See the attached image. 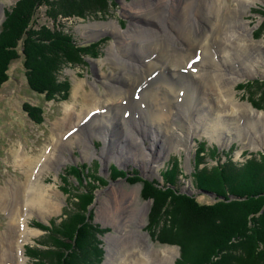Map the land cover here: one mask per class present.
Here are the masks:
<instances>
[{
  "label": "rangeland",
  "instance_id": "374dc122",
  "mask_svg": "<svg viewBox=\"0 0 264 264\" xmlns=\"http://www.w3.org/2000/svg\"><path fill=\"white\" fill-rule=\"evenodd\" d=\"M18 1L0 0V28L5 21L6 12L12 10ZM149 1L151 0H104L103 12L90 14L86 11L83 15H79L75 9L72 11L74 15H70L71 12H69L57 21L51 19V10L61 9L59 5L65 7L62 1L49 0V8L45 5L39 9L38 26H47L52 29L58 26L60 30L71 36L76 44L90 46L98 42V46L90 47L87 54L81 55L76 64H69L61 57L58 59L57 77L63 90L60 89V94L54 99L48 101L45 97L31 91L27 71L21 58L11 65L9 81L0 89V253L3 247L9 245L10 235L7 234L11 232V227H17L18 219L21 220H18L21 228L28 226L26 231L31 232V237L23 235V238L19 240L21 243L23 242L21 240L26 239L22 249L18 247V250L11 252V255L14 254L16 258L13 264H38L28 255L27 248H37L38 242L43 239L44 242H52L50 235L38 225L50 228L54 222L60 227L67 220V215H72L79 210L78 195L86 190L93 194L94 201L87 210L90 211L88 214L91 216L92 225L100 231V234H97L95 246H98L102 252L101 258L93 252L91 258L96 261L89 264H133L138 260V251L144 254L168 251L169 253L164 254L162 258L169 256L171 259L168 264H177L181 258V247L163 243L151 234L149 227L150 217L155 209L154 201L145 198L143 183H133L129 179L136 178L138 175L142 180H157L163 184L162 174L165 169L177 163L182 171L179 170V176L182 174L179 179L180 191L197 198L202 203L211 204L216 201L217 196L205 194L194 187L192 176L198 170L210 172L213 168L229 161L241 169L249 160H261L264 154V46L255 53L258 58L257 65L252 69L255 72L241 78L233 92L238 105H250L260 115L247 111L240 112L237 107L232 106L231 101L225 98L229 115L220 116L218 119L219 113L214 105L206 101V97L201 99L205 95L195 90L198 80L193 82L191 77L193 74L197 76L201 69L196 68L194 64V68L183 73V79L179 78L180 75L177 76L180 71L176 70L177 73L175 70L165 69L157 71L154 75L155 79L152 80L157 84L170 80L175 82L178 89L183 88V92L186 91L185 97L179 92L183 99L180 105H177V109L175 108L174 124L170 123L175 130L173 134L165 133L164 125L163 128L162 125L157 127L152 124L154 123L151 121L153 110L150 111L149 106L140 101L143 90L131 99L126 98L127 101H120L119 108L111 111L108 123L104 119V111L100 110L101 108L92 109L93 111L89 114L85 112L88 114L85 116L86 114L83 113L85 108L82 106L84 102L82 96L85 93L89 92L98 98H103L110 90L108 83L122 84V80L118 81L123 75L121 64L128 67L139 66L141 62L145 65L150 58L153 60L152 55L149 54L150 58L144 63V60H140L138 51L133 50L136 53H132L131 49L127 50V47L119 46L121 37L113 30L107 31L104 28L105 25L115 24L114 26L119 27L122 33L129 31L136 22L151 28L158 23L156 20L137 17L139 14L137 11H134L132 15L128 14L132 7L146 5ZM233 1L228 2L233 4ZM181 7L183 9V6ZM263 11L264 0H256L243 14V19L253 30V39L259 43L264 42ZM64 12L62 10L63 14ZM206 26L203 27L205 30L210 28ZM166 39L177 53L185 55L188 43L183 42V47L180 48L181 43H178L177 39L173 42V38L168 35ZM210 42L212 40L197 44L200 46L205 43L206 49L209 50L208 55L206 54L209 64L205 65L206 70L201 73L204 76L199 78V81L201 83L204 81L205 84L213 83L212 79L207 78V74H210L208 70L216 59L214 56H221V45L213 42L209 45ZM114 46H117V50L121 53V56L117 58L111 56L110 50ZM200 55L199 51L196 54L197 57L195 56V59H198L197 66L202 63ZM110 56L116 60H111ZM236 67L240 69L238 64ZM217 81L219 85L222 84L220 80L217 79ZM225 82L228 84V80ZM149 84L145 85L144 90L151 88V83ZM78 85L82 86L80 94L76 92ZM122 86L127 89L124 83ZM228 86L230 88L231 85ZM189 101H194V108ZM139 103L142 104L141 109H136ZM68 108L71 111V119L65 120ZM26 110L29 112L31 110L32 115L29 116ZM178 111L180 114L176 115ZM245 112L247 113L244 114ZM215 118L219 120L220 127L223 128L219 136L213 137L202 133V129H196L197 122H203L204 124L201 125L207 128V123L211 124ZM59 121L62 125L57 128L56 124ZM137 127L140 128L137 129ZM131 130L138 140L129 139L130 136H134V134L129 135ZM180 137L182 141L180 146L176 145L175 147L178 148H173V142ZM151 145H155L154 149L150 148ZM17 153H19L18 156H16ZM19 156L38 158L42 161L40 167L37 166L34 170L31 181L38 180L39 186L36 192L41 191L45 194L47 207L45 216L37 212L30 213L26 204H22L24 206L22 213V206H15L11 200L12 198L18 200L17 192L24 191L20 184L28 180L30 176L28 171L32 170L26 162L21 163ZM200 158H202L201 162H199ZM71 167L79 168L77 177L71 173ZM113 168L126 172V176L114 175ZM31 188L26 190L25 196L33 195ZM134 190L137 191V197L134 198L133 204L126 205L129 210L125 214L133 210H136L138 214L133 222L125 223L129 233L127 237H124L123 229L106 223L102 212L105 209H114V198L120 197L123 191L130 194ZM5 199L8 201V209ZM16 211L19 212L15 218L13 214ZM25 220L26 222L23 223ZM160 226H163L162 222ZM134 239L140 245L138 251L133 249L131 244ZM11 255L8 254L10 257ZM88 262L86 259L84 264ZM7 264L11 263L7 262Z\"/></svg>",
  "mask_w": 264,
  "mask_h": 264
},
{
  "label": "trees",
  "instance_id": "16d2710c",
  "mask_svg": "<svg viewBox=\"0 0 264 264\" xmlns=\"http://www.w3.org/2000/svg\"><path fill=\"white\" fill-rule=\"evenodd\" d=\"M60 1L66 9L63 5L59 7L66 14L61 9L51 10L54 21L69 12L74 15L75 9L79 15L86 11L97 14L104 9V0ZM49 4V0H19L6 12L0 28V89L9 81L11 65L21 58L31 91L48 101L54 99L62 89L57 77L58 59L76 64L90 47L98 46V42L78 45L58 26L54 29L38 26V11L45 5L49 8ZM26 111L32 115L31 110ZM70 170L77 177L79 168ZM112 170L116 176L127 174L116 168ZM179 170L177 163L165 169L163 184L142 180L137 174L136 178L129 179L143 183L145 198L154 201L151 234L163 243L181 247L177 264H264V154L261 160H249L241 169L229 161L210 172L198 170L192 176L194 187L216 195V201L211 204L180 191ZM86 191L78 195L79 210L67 215L60 227L54 222L50 228L38 225L50 235L52 242L43 239L37 248H27L35 263L84 264L86 259L87 264L95 263L96 259L91 258L93 252L101 258L102 252L95 246L100 231L92 225L87 210L94 201L93 194Z\"/></svg>",
  "mask_w": 264,
  "mask_h": 264
},
{
  "label": "bare ground",
  "instance_id": "6f19581e",
  "mask_svg": "<svg viewBox=\"0 0 264 264\" xmlns=\"http://www.w3.org/2000/svg\"><path fill=\"white\" fill-rule=\"evenodd\" d=\"M228 1L229 0H151L146 3V5L144 4L142 6H138L137 8L132 7V9L128 11V14L130 15L135 13L134 11H137V13H139L137 17L141 16L143 18L156 20L158 23L151 28L144 27V25L136 22V25H132L129 31L121 33L119 27L117 28L114 26L115 24L105 25L104 28H106L107 31L113 30L121 37L119 46L121 45L122 47H127V50L131 49L132 53H136L135 51H138L140 54V60H144V63L147 59L150 58L149 54L152 55L153 60L150 58V61L145 63V65H143L141 62L140 65L138 64L139 66L134 65L128 67L121 64V66L123 67V75L122 77H119L118 81L122 80V84L124 83L127 86V89H125L122 84L118 85L117 82H111L108 83L110 86V90L107 92L106 96H104L103 98L101 97L102 99L98 98L92 93H85V95L82 96L84 99L82 106H84L85 108L83 110V113L86 112L89 114L94 109L96 110L98 108H101L100 110L104 111V119H106V122L108 123L111 111L114 108H119L120 101H127L126 98L129 97V99H131L132 96H135L138 92L143 90L141 93L140 101L142 102V104L144 103L148 105L150 111L151 109L153 110L151 113V121H154V123H151L157 127L160 125H162L161 127H163L164 125L166 128L164 129V132L173 134V132L175 131L172 127V124H174L173 115L175 113V108L177 109V105H180L183 99L181 98L179 92L185 97L186 91L183 92V88L178 89V87L175 86V82L170 80L162 84H157V82L152 80L155 79L154 75L157 71L165 69L180 71V73L176 71L178 73L177 76L180 75L179 78L183 79V73L189 72L191 68H194L195 66L196 68L201 69V72L199 71L200 73L197 76L193 74L194 76L192 75L191 77V79L194 80L193 82H197L198 80L195 90L197 92L201 91L202 94L205 95H202L203 97L201 99L206 97V101L214 105V107L216 108L215 110L219 113V115L217 114L218 119L220 118V116L229 115V110L227 111L228 104L224 100L225 98H227V101H231L232 106H234L235 108L237 107L240 112L247 111L252 114H256L257 112H255L250 105H238L233 97V92L237 87L240 79L252 75L255 72L252 70L253 67H255L258 63V58L255 53L259 51L262 46H264V42L259 43L253 39V30L246 22V20L243 19V14L245 13V11L253 3H255L256 0H234L233 4L229 3ZM181 6H183V9ZM205 25H207L206 27L210 26V28H206L207 30H205L203 28L205 27ZM165 34L172 37L174 40L173 42H175V39H177L176 41H179L178 43H181L180 48L183 47V42L188 43L187 49L184 52V56L177 53V51L172 48L170 43L167 41ZM205 40H212L213 43H218L221 45V56H214L216 59H214V61L212 62V67L208 70L210 74H207L208 77L205 75L208 80L212 79L213 83L206 82V84L204 83V81H202L203 83H201L199 81V78L204 76L201 73L206 70V68H204L205 65L209 64L207 62L208 60L206 59V54L208 55L209 50L206 49V46L204 45L205 43L197 46V44H200V42L203 41L205 42ZM212 42H210L209 45L212 44ZM200 47L202 49H199ZM110 51L112 57L117 58L118 56H121V53H119V51L117 50V46H114ZM199 51L201 52L200 56L202 59V63L198 64L197 66L196 63L198 59H195V56ZM111 56L110 59L113 60L114 58H112ZM237 64L238 66H240V69L236 67ZM199 75L201 76L199 77ZM217 79L220 80L222 84L219 85ZM226 80H228V84H226ZM149 83H151V88L149 87L144 90L145 85H150ZM229 84L231 85L230 88L228 86ZM81 90L82 86L78 85L76 92L80 94ZM78 97L80 98V96ZM142 104L139 103L136 106V109H141L140 107ZM189 104H191V106L194 108V101H189ZM220 104H222V106H220ZM70 112V108L66 109L65 120L71 119ZM178 112H176V115L180 114V112ZM232 112H234L233 109ZM247 112H245L244 114H246ZM88 114H86L85 116H87ZM257 115H260V113H257ZM217 118H215V120L211 122V124L207 123V128H204V126L201 125L204 124L203 122H197L196 125L198 126L196 127V129H202V133L204 132V134H208L213 137L219 136L223 128L220 127L221 124L219 120H216ZM61 125L62 124L59 121V123L56 124V127L60 128ZM134 128L136 127L134 126ZM138 128L140 127H137V129ZM135 131L137 132V130ZM132 134H134L133 130L130 131L129 135ZM58 137L60 136L58 135ZM129 139L132 141L136 139L138 140L135 134L134 136H130ZM177 139V141L173 142V148H178L175 146H180L182 142L181 137L180 139ZM154 147L155 145H151L150 148L154 149ZM18 155L19 153H17L16 156ZM19 157H21V159H19L21 163L26 162L32 168V170L28 171V174H30L28 180L23 184H20V187L24 191L17 192L18 200H15L13 198L11 200L15 206H22V213L24 212V206L22 204H26V208L30 213L37 212V214L45 216L47 215V207L45 206V194L44 192L41 193V191L36 192L37 187L39 186L38 180H35L33 182L31 181L34 175V170L37 168V166L40 167V163L42 161L40 159L38 160V158L31 159L26 156ZM29 187H32L31 191L33 192V195L27 197V195L25 196V192ZM40 187L43 188V186ZM135 197H137V191L134 190L130 194H127L123 191L120 197L117 198L116 196L114 198V209H105L102 212L103 220L106 223H111L116 227L123 229V235H125L124 237H127L129 233L126 229L127 226L125 227V223L133 222L138 214L136 210L131 211L132 213L129 212L127 215L125 214V212L129 210V207L126 205L133 204V200ZM7 202L8 201H6L5 199L6 208L8 209ZM18 212L16 211L13 214L15 218L16 216H18ZM144 215L146 216L145 213ZM18 220L17 227H11V232L7 234L10 235V243L9 245H7V247L2 248V253H0V264H7V262L13 264L16 258L14 254H12L13 256L11 255V252L15 249L18 250V247L20 250L22 249L26 239L21 240L23 241L21 242L22 244L19 242V240L23 238V235L24 237H31V232L26 231L28 230V226L22 229L20 226L21 224L18 222ZM24 222H26V220L23 221V223ZM15 236L17 237L15 238ZM131 244L133 246V249L138 251V247L140 245H138L135 239L133 242H131ZM9 253L11 257L8 256ZM168 253V251H154L152 253L144 254L141 251H138V260H136L133 264H168L171 257H165L166 260L165 258H162L164 254L167 255ZM138 255H144V257L141 258L140 256L138 257Z\"/></svg>",
  "mask_w": 264,
  "mask_h": 264
}]
</instances>
